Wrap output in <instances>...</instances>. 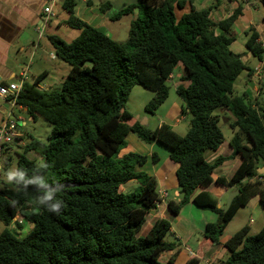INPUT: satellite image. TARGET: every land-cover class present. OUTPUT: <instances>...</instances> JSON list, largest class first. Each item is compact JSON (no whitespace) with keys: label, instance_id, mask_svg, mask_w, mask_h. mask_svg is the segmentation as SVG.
I'll return each mask as SVG.
<instances>
[{"label":"trees","instance_id":"obj_1","mask_svg":"<svg viewBox=\"0 0 264 264\" xmlns=\"http://www.w3.org/2000/svg\"><path fill=\"white\" fill-rule=\"evenodd\" d=\"M193 1L137 0L112 12L109 16L116 19L138 8L127 39L117 42L77 18L74 0H63L69 12L63 23L79 31L68 42L48 36L56 57L69 65L63 83L40 90L26 80L12 105L25 108L34 120L45 119L51 130L45 142L30 138L16 153V168L24 180L13 189L0 187V222L5 227L14 222L18 228L22 219L29 223L23 237L7 228L0 231V264H173L174 253L166 261L160 258L176 247L165 240L171 228L168 219L157 218L140 233L159 196L155 177L139 169L148 156L122 152L129 133L144 143H160L176 164L181 196L168 200L171 215H178L190 201L216 215L215 221L204 224L199 254L184 264H199L196 256L219 245L227 223L252 196L259 194L264 201L261 181L252 180L261 176L257 169L264 164V106L255 108L244 94H233L237 76L251 72L230 48L242 7L217 21L211 16L213 6L198 9ZM262 42L255 30H249L244 46L260 61ZM178 65L184 68L180 79L187 82L175 89L181 111L190 114L187 132L180 135L164 122L150 130L133 120L125 110L131 88L154 91L145 105L153 111L167 98V81ZM222 107L233 117L230 126L237 130L228 145L240 158L227 179L213 178L223 157L210 163L203 154L223 142L219 117L213 113ZM10 144L1 151L12 150ZM150 159L155 164L159 157L152 152ZM43 163L48 167L42 168ZM41 178L47 181L43 186L38 183ZM135 180L136 187L126 192L125 185ZM212 182L239 189L225 212L207 191ZM49 188L55 190L53 202L60 204L55 213L36 203ZM16 216L21 220H14ZM222 247L225 255L215 264H264V224L251 235L247 226L240 228Z\"/></svg>","mask_w":264,"mask_h":264},{"label":"crops","instance_id":"obj_2","mask_svg":"<svg viewBox=\"0 0 264 264\" xmlns=\"http://www.w3.org/2000/svg\"><path fill=\"white\" fill-rule=\"evenodd\" d=\"M50 1L51 0H0V83L6 84L14 81L15 79L17 80L20 72L22 70H26L27 82L35 83V86L38 89L51 90L55 87L59 88L57 86H60L65 75L60 76L61 81H51L50 73H53L55 69L61 68L62 74H65L67 68L64 66V64H61L63 61L56 57L53 47L48 39L49 35L45 33V22L49 19H45L46 16L43 12V8L49 5ZM241 1H243V4H241L239 0H194L193 4L198 9L213 6L211 10V16L213 19L218 21L229 16L239 5L242 7V9L245 8L250 15L251 3H249V0ZM109 13L110 9L108 8H106L105 11L100 9V14L102 17L103 15ZM251 23L252 19L250 17L247 19L245 24L239 22L238 18L236 19V22L233 25V31L235 33L236 39L232 42L230 47L232 45H237V51L234 52L239 54L246 65L251 68L250 73L247 71V79L245 81V86L242 87V92L235 95L244 94L250 101L253 102L254 107L258 108L264 106V67H262V64L264 65V55L262 57L263 59L261 61L259 60L258 63L253 67L249 66L248 62L250 58L254 56L251 55L249 51H247L244 44L248 38V32L250 30L249 26H251ZM78 33L79 31L74 29V32L71 34V40L75 38ZM259 40L263 41L260 36ZM46 63L50 65L47 66ZM178 67L181 68V73L178 74V79L175 80V87L180 84H187V82L180 79V76L184 74L183 66L178 65ZM260 67H262V69L257 75V70ZM173 77L174 75L171 74L170 78L172 79ZM4 101L6 104L0 106V122L6 118L4 114H6V112L10 113L12 110V106L8 103L9 100L6 99ZM18 109L21 111V113H26L25 108L18 107ZM229 116L232 117L230 113ZM173 118L172 124L169 125H171L172 128L178 127L182 117ZM16 121L19 135L10 144L14 148L18 146L20 147V145H24L27 142H24L23 140L25 133H23L18 128L20 124L22 125L26 123L23 115L19 114L18 117L16 116ZM142 123L145 125L146 120L144 119ZM127 137L126 138L129 140L131 145L134 146V150H144V147H142L141 143L137 140V137L134 136V134L129 133ZM151 145L153 150L152 152L158 155L159 160L154 164L150 159L152 152L151 154L147 153L146 155L148 156V159L146 163L139 169L144 170L155 177L157 181L156 187L158 188L157 192L160 202L157 203L154 209L146 214L147 221L149 223L147 228L143 229L142 227L140 232L144 233L147 231L157 218L168 219L171 223V228L168 233H171L173 238L178 242L177 244L175 243L176 247L173 251H168L164 257L160 256V258L162 261H166L170 255L174 253L173 264H184V262L189 257L199 254V249H201V247L198 248V244L201 243V241H198L197 245L193 248L187 245L186 242L190 240L196 231V227L194 223L189 221V217L182 216L183 207L176 216L171 215V213L168 211L167 202L168 200H173L169 197L168 188H172L174 190L175 197L179 198L181 196L175 178L176 164L169 159L168 150H162L161 157L159 152L154 150L157 142H153ZM122 152L127 153L130 151L125 147ZM226 153L227 149L220 145L216 150H206L203 154L205 160L212 163L217 158L224 157ZM239 162L240 158L233 166L232 164H227L226 162L222 161L215 168L213 172V178L221 176L226 179L229 178ZM257 179L261 181L264 191V185L262 182L264 181V175L261 174L260 178L256 176L252 180ZM232 190V187H225L216 182H212L207 188V191L217 200L218 207H221L220 200L227 198L228 193ZM262 202L263 201L260 195L256 194L249 199L245 207L256 208L258 205H261ZM190 203L194 205L192 202ZM189 209L192 210V208ZM198 209L202 211L201 218L203 221L201 222L203 225L207 222L215 221L216 215L213 212H206L207 210H202L201 208ZM148 217H150V219H148ZM9 225H11V223ZM165 240L169 241L167 239ZM226 240L227 239L222 238L219 245L208 247L204 253V256H196L200 259L199 264H215L220 256L225 255V248L222 247V244Z\"/></svg>","mask_w":264,"mask_h":264},{"label":"rangeland","instance_id":"obj_3","mask_svg":"<svg viewBox=\"0 0 264 264\" xmlns=\"http://www.w3.org/2000/svg\"><path fill=\"white\" fill-rule=\"evenodd\" d=\"M74 1H75L74 15L77 18H79L84 23L99 29L100 31L108 35L111 39L117 42H124L127 39L130 23L135 18L136 14H138V8L135 7V8H131L128 12L121 13L120 17L116 19H112L109 16L112 12H116L120 9L128 7L131 4V0H87V1L74 0ZM239 1L241 2V4H243V1L241 0ZM62 3L63 0H57L54 4H52V11L56 14V16L49 17V20L45 22L44 28H45V33L47 35H56L61 39H63L64 41L68 42L71 40L72 37L71 34L74 32V29L63 23V21L69 16V12L64 8ZM249 3H251L250 15L248 11L245 8H243L240 12V15L238 16V21L245 24L247 19L250 17L252 19L251 26H249L250 30H255L264 41V20L262 18V15L264 13L263 4L260 0H249ZM101 5H104L108 9H110V13L103 15V17L100 14ZM237 47H238L237 45L235 46L232 45L230 48L233 51H237L236 50ZM258 61L259 60L256 57H251L248 64L250 67H253L255 64L258 63ZM61 64H64V66H66L67 68L65 74H62L61 68L55 69L53 73H50L51 81H57V80L61 81L60 76H64L68 72L69 65L65 61H63ZM46 65L49 66L50 64L46 63ZM179 73H181V68L177 66L172 73L174 77L172 79L170 78L167 81V85L169 87V94L167 98L158 108H156L153 111L145 110V105L154 96L155 94L154 91L143 88L139 85H134L131 88L128 95L125 110L130 114L133 120L137 119L138 122L141 123L145 119L146 124L144 126L152 130L161 122L172 124L174 119L173 117H182L179 126L173 129L180 135H184L187 132L189 128L190 114L183 113L180 110L181 100L175 92L176 89L175 80L178 79ZM246 79H247V71L244 70L237 76V78L234 81L233 94H239L242 92V87L245 86ZM14 81H16V79ZM62 83L63 80L60 86L57 87H61ZM54 89L57 88L55 87ZM5 104H6L5 101L2 98H0V106ZM213 113L219 117L218 126L223 136V142L221 143V146H224L227 149V153L224 155L223 161L226 162L227 164H232L234 166L238 162L239 156L233 155V150L228 146L229 139L233 136V133L237 130L236 128L233 129L230 126L233 118L229 116V112L225 110L223 107L215 109ZM19 114L23 115L24 120L26 122L25 124L22 125L20 124L18 126V128L23 133H25V136L23 138L24 142L28 141L30 138L38 139L42 142H45L50 133L51 125H49V123L41 117H36L35 120L32 119L27 115V113L25 112L21 113L18 107H13L12 113L9 114L8 112H6L4 116L8 120L14 121L16 123L17 122L16 116L18 117ZM127 138H126L125 147L129 149L130 152L134 151L135 153L146 155L147 153L151 154V152L153 151L151 145V143L153 142L144 143L137 138V140L141 143L142 147H144V150L136 151L133 149L134 146L131 145V143ZM25 145L26 143L24 145H20V147L18 146L14 148L12 146V150L3 149L0 152V187L13 189V185L10 186L7 183L6 174L10 169L16 168V153L22 152ZM154 150L158 151L162 157V150L163 151L167 150V148H165L160 143H157ZM26 155L29 158L34 157L32 152H27ZM262 182L264 185V181ZM137 184L138 183L136 182V180L129 182L125 185L124 190L126 192H131L134 189V187H136ZM168 189H169L168 190L169 197L172 198L173 200L178 201L179 198L174 196L175 195L174 190L172 188H168ZM226 199L227 198H223L220 200L221 207L223 208ZM190 202L184 204L182 216L189 217V221L195 224L196 231L194 232L190 240L186 242L189 247L193 248L194 246L197 245V242L201 241L202 239L204 225L201 222L203 221L201 218L202 211L198 209V207L192 205ZM189 208H192V210H190ZM148 219H150V217H148ZM14 220L20 221L21 218L20 216H16ZM21 221L23 225L21 228L16 227L14 222H11V225L7 227H5L0 222V231H2L4 228H7L16 236L23 237L26 234V232L29 230V223L23 219ZM148 223L149 222L147 221V217L145 216V221L142 226L143 229L147 228ZM263 224H264V201L261 203V205H258L256 208H250L245 206L240 207L237 210V212L233 215L232 219L225 226L220 240L222 238L228 239L237 230H239L244 226L248 227V235L254 234L258 232V230L261 228ZM165 239L172 241L176 244L178 242L173 238V235L171 233H168L165 236ZM166 253L167 252H163L160 254V256L164 257Z\"/></svg>","mask_w":264,"mask_h":264},{"label":"built area","instance_id":"obj_4","mask_svg":"<svg viewBox=\"0 0 264 264\" xmlns=\"http://www.w3.org/2000/svg\"><path fill=\"white\" fill-rule=\"evenodd\" d=\"M56 1L57 0H51L50 4L43 8L46 20H48L49 17L55 16L54 12L52 11V4H54ZM262 46H264V42H262ZM263 66L264 65L262 64V67ZM262 67L257 70V75L260 73ZM26 79L27 71L22 70L16 81H12L6 84L0 83V98H2L3 100L8 99V103L12 106L15 103L17 94L22 90L23 83L26 81ZM18 135L17 124L14 121L8 120L7 118L3 119L0 122V151L5 144L7 145L9 143H12ZM260 177L261 176H258V178Z\"/></svg>","mask_w":264,"mask_h":264},{"label":"clouds","instance_id":"obj_5","mask_svg":"<svg viewBox=\"0 0 264 264\" xmlns=\"http://www.w3.org/2000/svg\"><path fill=\"white\" fill-rule=\"evenodd\" d=\"M42 168H47L46 163L41 164ZM264 174V173H263ZM261 175V174H260ZM7 183L12 186L16 183L22 182L24 180V174L18 168L10 169L6 174ZM29 183H36V181H29ZM39 185L43 186L47 181L41 178L38 181ZM55 196V190L49 188V190L43 192L37 199L36 203L38 206H41L47 212H58L60 204L59 202H53ZM225 205V204H224Z\"/></svg>","mask_w":264,"mask_h":264},{"label":"water","instance_id":"obj_6","mask_svg":"<svg viewBox=\"0 0 264 264\" xmlns=\"http://www.w3.org/2000/svg\"><path fill=\"white\" fill-rule=\"evenodd\" d=\"M131 3L132 4H136L137 3V0H131ZM237 58L240 57V55H237L236 56ZM140 124L143 125V123L141 122ZM258 173L259 174H263L264 173V166L262 167H259L257 169ZM239 193V189H235V190H232L231 192H229L228 196H227V199H226V202H225V205H224V208H223V211H227V209L230 207L231 203H232V200L233 198Z\"/></svg>","mask_w":264,"mask_h":264}]
</instances>
